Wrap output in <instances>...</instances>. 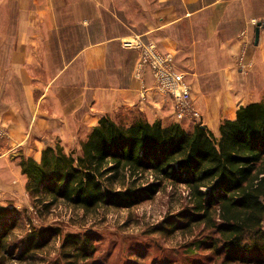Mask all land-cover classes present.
Wrapping results in <instances>:
<instances>
[{"label": "trees", "instance_id": "1", "mask_svg": "<svg viewBox=\"0 0 264 264\" xmlns=\"http://www.w3.org/2000/svg\"><path fill=\"white\" fill-rule=\"evenodd\" d=\"M19 166L33 208L45 211L58 205L84 213L130 209L165 185L183 187L190 208L179 214L181 224L191 223L192 233L199 227L211 231L212 248H220L228 262L264 264V101L239 107L234 120L220 123L217 137L199 125L186 132L139 115L129 125L103 117L78 156L47 148L38 162L21 159ZM18 222V214L0 206L3 257L21 261L56 235L29 234L19 241L22 252L7 255ZM64 239L71 251L62 255L63 264L91 259L90 239Z\"/></svg>", "mask_w": 264, "mask_h": 264}, {"label": "rangeland", "instance_id": "2", "mask_svg": "<svg viewBox=\"0 0 264 264\" xmlns=\"http://www.w3.org/2000/svg\"><path fill=\"white\" fill-rule=\"evenodd\" d=\"M7 15L6 32L15 24L9 13ZM9 34H5L4 45H0V206L18 214L19 225L12 234L11 244L5 254L22 252L23 243L19 241L34 232L36 235L42 231L56 230V235L42 251L29 253L21 261L11 255L3 257L0 252V264H63L62 255L71 251L68 244L64 243V238L69 235L86 237L94 245L91 259L82 264H239L226 261L220 248L216 251L212 248L210 243L214 236L211 231L199 227L192 233L191 223L181 224L179 214L183 215V210L190 208L183 187L165 185L152 199L141 201L130 209L110 207L90 213L60 205L47 211L34 209L26 191L27 178L21 174V159L36 161V158L38 162L42 151L47 148H59L64 154L73 157L81 154V144L92 129L89 123L84 125L82 120L93 108L94 89L100 85L104 89L114 84L109 83L107 74H92L87 59L86 65L74 63L65 68L59 65L61 57L67 61L76 55V51L37 50L34 52L35 63L24 68L25 73L32 77L25 79L26 95L22 82L14 76L12 52L8 49L12 33ZM123 42L137 45L133 40H123L121 45ZM132 48L139 51L135 72L136 69L140 74L145 70L149 72L153 78V89L173 100L168 92L156 88L155 79L170 77V71L188 85L183 76L176 72L171 55L163 54L170 56V66L154 73L149 67L137 65L141 49ZM57 74L60 75L58 78ZM46 75H52L53 78H46ZM240 79H228V90H233L231 94L234 96L236 87L243 85ZM249 80L250 84L258 80L259 86L264 82V78ZM192 81L195 85L190 106L196 116L185 115L180 118L174 114L176 118L191 120L190 127H182L186 132H191L199 125L217 137L218 131H212L213 123L220 125L228 117L219 98L218 102L215 101L217 93L220 96L222 94L225 78H192ZM250 98L246 96L242 101ZM258 99L259 102L264 101L262 97ZM62 110L70 115V119L67 117L70 121L60 130L55 120L60 117ZM121 111L118 109L115 115L108 114L106 117L118 124L129 125L135 116ZM50 120L53 121L51 125L48 123ZM48 127H52V131H48ZM186 224H190L189 229L183 230ZM262 226L264 229V222Z\"/></svg>", "mask_w": 264, "mask_h": 264}, {"label": "crops", "instance_id": "3", "mask_svg": "<svg viewBox=\"0 0 264 264\" xmlns=\"http://www.w3.org/2000/svg\"><path fill=\"white\" fill-rule=\"evenodd\" d=\"M8 13L15 24L6 32ZM6 33H12L8 49L14 76L26 95L25 79L32 77L24 68L35 63L37 50L76 51L67 61L61 57L59 65H81L87 59L92 74L108 75L114 86L94 89L93 108L82 120L91 128L118 109L139 115L149 124L183 128L192 124L176 118L172 100L153 89L149 72H135L139 51L124 48L123 40L152 44L171 55L176 72L188 84L191 102L192 78H225L215 101L219 98L223 103L227 120L234 119L239 107L264 98V82L259 86L258 80L252 84L249 80L264 78V0H0V45ZM229 78L243 81L236 87V96L228 90ZM246 96L250 100L242 101ZM59 116L55 125L62 130L70 115L62 110ZM218 128L213 123L212 131Z\"/></svg>", "mask_w": 264, "mask_h": 264}, {"label": "built area", "instance_id": "4", "mask_svg": "<svg viewBox=\"0 0 264 264\" xmlns=\"http://www.w3.org/2000/svg\"><path fill=\"white\" fill-rule=\"evenodd\" d=\"M122 46L124 48L140 47V57L137 65L149 67L154 73L158 72L160 68L169 67L171 64L170 56H164L159 53L152 44L142 45L137 43V45H133L131 42H123ZM161 77L162 78H155L156 88H159V90L163 92H168L169 95L173 96V111L176 116L180 118L196 116L195 111L190 106V89L181 82V77L173 74L171 71L170 77Z\"/></svg>", "mask_w": 264, "mask_h": 264}, {"label": "water", "instance_id": "5", "mask_svg": "<svg viewBox=\"0 0 264 264\" xmlns=\"http://www.w3.org/2000/svg\"><path fill=\"white\" fill-rule=\"evenodd\" d=\"M256 38H257V32H256Z\"/></svg>", "mask_w": 264, "mask_h": 264}]
</instances>
